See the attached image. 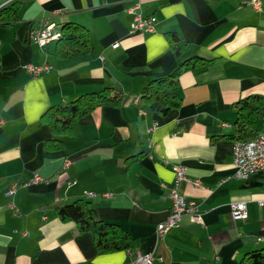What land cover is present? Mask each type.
Wrapping results in <instances>:
<instances>
[{
	"label": "crops",
	"instance_id": "obj_1",
	"mask_svg": "<svg viewBox=\"0 0 264 264\" xmlns=\"http://www.w3.org/2000/svg\"><path fill=\"white\" fill-rule=\"evenodd\" d=\"M0 1V264L125 263L126 249L98 248L91 231L58 217L56 207L76 198L128 232L133 253L152 251L154 264H237L264 246V173L236 177L232 161L240 127L234 103L264 97V0L261 9L243 0ZM137 1L142 14L156 17L152 30H130L128 8ZM12 3L16 16L7 17L2 8ZM44 17L61 33L65 22L82 24L91 50L61 56L58 39L32 41ZM172 30L188 42L180 57ZM195 56L204 62L179 75L180 105L164 115L149 109L143 86ZM42 63L50 69L33 75L27 68ZM103 86L119 91V102L79 116L63 145L48 148L53 133L43 112ZM253 130L264 131L263 118ZM65 158L68 168L61 167ZM174 163L200 181L178 184L198 203L199 217L184 213L157 237L171 204ZM37 171L50 181L24 183ZM14 181L23 184L6 194ZM236 200L247 204L243 219L231 216Z\"/></svg>",
	"mask_w": 264,
	"mask_h": 264
},
{
	"label": "trees",
	"instance_id": "obj_2",
	"mask_svg": "<svg viewBox=\"0 0 264 264\" xmlns=\"http://www.w3.org/2000/svg\"><path fill=\"white\" fill-rule=\"evenodd\" d=\"M7 17L16 16L14 3L2 8ZM3 12V13H4ZM62 34L57 40L56 54L61 56H75L85 54L92 48V42L87 29L80 23L65 22ZM173 53L180 57L188 48V42L177 31L168 33ZM199 57L182 58L167 74L152 77L141 89L140 98L147 107L162 115L178 107L181 103L179 93V75L184 70L203 63ZM121 94L109 86L83 92L64 103L48 107L42 114L49 125L51 137L46 139L48 148H59L63 145L62 135L73 132L76 119L101 104H116ZM238 113L237 123L240 127L236 138L257 136L259 130H253L255 123L261 117L264 109V97L251 94L234 103ZM262 119V118H261ZM251 128V129H250ZM131 157V156H130ZM56 213L60 219L74 220L79 231H91L94 243L98 248L132 249L133 239L118 223L99 218L95 207L86 198H76L70 202L58 205ZM237 264H264V246L246 251Z\"/></svg>",
	"mask_w": 264,
	"mask_h": 264
},
{
	"label": "built area",
	"instance_id": "obj_3",
	"mask_svg": "<svg viewBox=\"0 0 264 264\" xmlns=\"http://www.w3.org/2000/svg\"><path fill=\"white\" fill-rule=\"evenodd\" d=\"M245 3L250 4L256 9H261V0H243ZM3 3L0 1V7ZM139 2H135L131 5L128 10L133 14L130 21V30H152L154 28V23L156 17L154 15L142 14L139 10ZM54 24L48 17H44L41 20L40 25L31 31L30 38L32 41L38 43L39 45H44L49 41V32ZM51 67L49 63L42 64H28V70L33 74H38L42 71H48ZM141 111H143L141 109ZM264 118V109L261 115ZM1 121V120H0ZM155 123V122H154ZM232 161L235 166L233 175L236 177H246L248 174L261 171L264 173V131L262 139H254L253 137L247 138H236L233 141L232 147ZM70 160L65 158L61 165L62 168H68ZM174 171V182L170 187L168 196L171 200L169 207V212L165 219L158 222L155 229L157 237H162L170 228L177 226L184 213H191L195 218L199 217L198 203L193 199H188L183 193L179 192L178 184L180 181H188L195 185L199 184V179H192L188 177L186 173V166L183 163H174L172 165ZM50 178L44 176L41 173L34 172L31 177L24 183H38L45 182L48 183ZM76 179H69L67 184H73ZM23 184L19 181H14L5 190L6 194H12L17 185ZM84 193L91 196L94 191L85 189ZM108 194V193H107ZM263 199H258V203L262 204ZM12 204V203H9ZM231 216L234 219H243L248 214L247 204L244 200L231 201L230 203ZM128 253V259L123 264H154V255L152 251L143 252L137 249V254H130L129 248L126 249Z\"/></svg>",
	"mask_w": 264,
	"mask_h": 264
},
{
	"label": "bare ground",
	"instance_id": "obj_4",
	"mask_svg": "<svg viewBox=\"0 0 264 264\" xmlns=\"http://www.w3.org/2000/svg\"><path fill=\"white\" fill-rule=\"evenodd\" d=\"M55 27V22L49 32V40L51 39H58L61 36V31H55L54 30ZM56 29V28H55ZM263 122H264V118H263ZM263 136V132H260L257 134V136L255 137V139H262ZM254 138V137H253ZM130 254H137V252L133 253L132 250L129 249Z\"/></svg>",
	"mask_w": 264,
	"mask_h": 264
}]
</instances>
